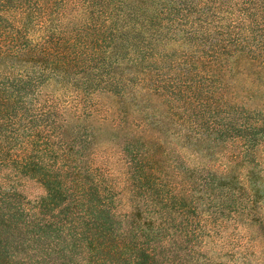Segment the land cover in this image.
<instances>
[{
	"label": "rangeland",
	"instance_id": "obj_1",
	"mask_svg": "<svg viewBox=\"0 0 264 264\" xmlns=\"http://www.w3.org/2000/svg\"><path fill=\"white\" fill-rule=\"evenodd\" d=\"M98 2L88 26L66 21L61 34L59 51L75 45L84 76L62 73L23 94L19 109L0 119L10 118L16 132L7 148L14 157L27 151L34 161L65 162L68 191L86 187L81 203L93 184L98 203L108 192L116 203L159 201L152 182L151 191L135 188L145 158L159 182L168 180L174 196L188 199L183 208L191 200L200 205L190 217L199 223L194 242L205 257L264 264V20L240 45L221 47L232 58L214 64L220 46L205 44L192 26L131 6L145 7L140 1L104 9ZM7 68L0 59V81ZM37 93L58 103L55 125L32 108ZM6 173L0 169V178ZM12 178L9 203L31 206L46 194L35 179Z\"/></svg>",
	"mask_w": 264,
	"mask_h": 264
},
{
	"label": "trees",
	"instance_id": "obj_2",
	"mask_svg": "<svg viewBox=\"0 0 264 264\" xmlns=\"http://www.w3.org/2000/svg\"><path fill=\"white\" fill-rule=\"evenodd\" d=\"M98 1L0 0V59L8 67L0 81V119L19 109L23 94L32 95L30 89L50 82L52 76L62 80V73L70 74L77 81L84 76L76 67L81 63L77 47L72 44L71 52L59 51L61 34L66 21L74 24L80 19L88 26ZM121 1L103 0V9ZM125 1L142 2L145 7L131 6L153 18L161 16L167 22L192 26L197 38L209 41L205 44L220 46L215 57L211 56L214 64L232 58L234 52L221 47L240 45L243 34L264 20V0ZM230 33L236 36L228 37ZM37 95L32 108L48 113L45 121L54 122L58 103ZM10 125L13 122L8 117L0 123V169L7 172L0 178V264H221L214 256L205 257L202 243L194 242L201 239L200 227L190 213L200 205H192L191 200L189 208H183L188 199L174 196L168 180L159 182L144 164L145 158L139 159V185L135 188L151 191L152 182L159 201L116 203L108 192L98 203L94 198L99 196V187L93 184L89 202L81 203L86 187L68 191L65 162L57 163L51 157L48 163L34 161L27 151L14 157L6 144L16 137ZM220 126L230 128L227 123ZM14 173L39 181L46 194L31 206L9 203L6 196L15 188ZM100 189L102 192L101 185Z\"/></svg>",
	"mask_w": 264,
	"mask_h": 264
}]
</instances>
